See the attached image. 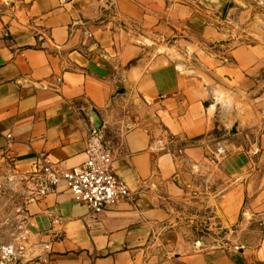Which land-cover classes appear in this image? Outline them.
I'll list each match as a JSON object with an SVG mask.
<instances>
[{
	"label": "crops",
	"instance_id": "1",
	"mask_svg": "<svg viewBox=\"0 0 264 264\" xmlns=\"http://www.w3.org/2000/svg\"><path fill=\"white\" fill-rule=\"evenodd\" d=\"M224 22L194 0H0V180L28 234L14 264H264V47ZM92 113L130 196L94 213L62 184L31 198L19 177L40 155L82 163ZM178 203L222 236L187 237Z\"/></svg>",
	"mask_w": 264,
	"mask_h": 264
},
{
	"label": "built area",
	"instance_id": "2",
	"mask_svg": "<svg viewBox=\"0 0 264 264\" xmlns=\"http://www.w3.org/2000/svg\"><path fill=\"white\" fill-rule=\"evenodd\" d=\"M86 35L91 37L88 32ZM167 146L168 141L160 137L152 139L147 149L153 154L162 153L168 150ZM114 151L103 128L91 126L82 163L60 167L45 155H40L32 163L30 172L21 175L18 180L32 182L34 188L30 196L33 199L42 198L62 184L76 205H84L93 213L98 212L130 196L124 181L113 171Z\"/></svg>",
	"mask_w": 264,
	"mask_h": 264
},
{
	"label": "rangeland",
	"instance_id": "3",
	"mask_svg": "<svg viewBox=\"0 0 264 264\" xmlns=\"http://www.w3.org/2000/svg\"><path fill=\"white\" fill-rule=\"evenodd\" d=\"M200 6L207 8L218 15L219 18L223 19L225 25H229L230 28H234L235 35L239 36L241 42L247 44H260L264 47V0H241L249 10V14L243 20V23L238 26L231 25L230 16L227 13V6L223 13L220 15L219 12L206 7V1L212 0H194ZM261 83H264V72L260 79ZM226 97H218L219 105L217 104L216 111L219 115H222L224 120L227 118V112L222 109L221 106L227 98L228 92L224 91ZM215 94V93H214ZM217 96V95H216ZM239 99L240 96L236 97ZM214 100V98H212ZM241 100V99H240ZM256 104L253 105V113L259 114L258 107ZM243 111L242 116H249V108L241 106ZM241 113V112H240ZM229 117V116H228ZM256 119V117H255ZM22 201L18 192L17 186L10 180L4 178L0 180V264H14L15 258L19 255L20 246H23L27 239V232L25 223L19 214L22 209ZM178 209L177 218L179 227L186 233L187 237L199 239L205 244L215 243V239L222 236L221 232H217L214 229L208 227L206 220L202 218V210H196L195 206L188 203L187 205L176 204Z\"/></svg>",
	"mask_w": 264,
	"mask_h": 264
},
{
	"label": "water",
	"instance_id": "4",
	"mask_svg": "<svg viewBox=\"0 0 264 264\" xmlns=\"http://www.w3.org/2000/svg\"><path fill=\"white\" fill-rule=\"evenodd\" d=\"M226 0H212V1H206V7L215 10L217 12H219L220 15H223L225 9H226ZM91 122H92V126L95 128L100 127L101 122L98 118V116L95 113L91 114V118H90Z\"/></svg>",
	"mask_w": 264,
	"mask_h": 264
}]
</instances>
